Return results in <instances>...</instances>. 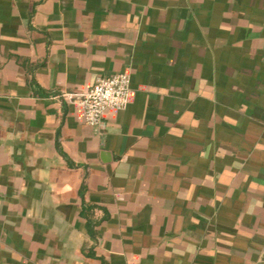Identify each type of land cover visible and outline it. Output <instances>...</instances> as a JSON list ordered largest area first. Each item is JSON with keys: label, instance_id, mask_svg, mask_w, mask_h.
<instances>
[{"label": "crops", "instance_id": "1", "mask_svg": "<svg viewBox=\"0 0 264 264\" xmlns=\"http://www.w3.org/2000/svg\"><path fill=\"white\" fill-rule=\"evenodd\" d=\"M0 264H264V0H0Z\"/></svg>", "mask_w": 264, "mask_h": 264}, {"label": "built area", "instance_id": "2", "mask_svg": "<svg viewBox=\"0 0 264 264\" xmlns=\"http://www.w3.org/2000/svg\"><path fill=\"white\" fill-rule=\"evenodd\" d=\"M129 83V74L118 72L98 77L85 90L64 92L62 96L67 102L79 106L84 123L94 126L100 124L106 111L122 110L128 105Z\"/></svg>", "mask_w": 264, "mask_h": 264}]
</instances>
